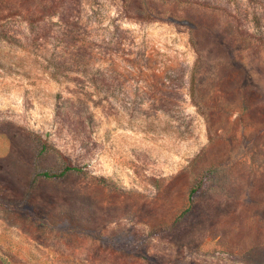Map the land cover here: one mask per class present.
<instances>
[{"label":"rangeland","instance_id":"obj_1","mask_svg":"<svg viewBox=\"0 0 264 264\" xmlns=\"http://www.w3.org/2000/svg\"><path fill=\"white\" fill-rule=\"evenodd\" d=\"M0 264H264V0H0Z\"/></svg>","mask_w":264,"mask_h":264},{"label":"trees","instance_id":"obj_2","mask_svg":"<svg viewBox=\"0 0 264 264\" xmlns=\"http://www.w3.org/2000/svg\"><path fill=\"white\" fill-rule=\"evenodd\" d=\"M44 150H47V148L49 147V145L44 142L42 145ZM63 158L65 159V163H64V168L62 171L60 172H54V171H42L39 173V175L48 177V178H60L63 177L66 173L70 172V171H78L81 172L83 171L84 167L81 165H75L68 157L62 155ZM195 192V189L191 190V196L193 195V193ZM191 208V205L188 206L183 212L182 214H185L187 211H189Z\"/></svg>","mask_w":264,"mask_h":264}]
</instances>
